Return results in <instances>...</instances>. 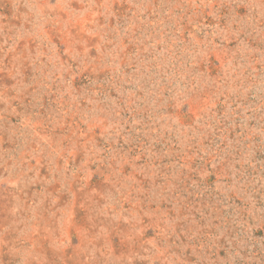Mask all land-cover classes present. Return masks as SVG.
Instances as JSON below:
<instances>
[{
	"label": "rangeland",
	"instance_id": "obj_1",
	"mask_svg": "<svg viewBox=\"0 0 264 264\" xmlns=\"http://www.w3.org/2000/svg\"><path fill=\"white\" fill-rule=\"evenodd\" d=\"M0 264H264V0H0Z\"/></svg>",
	"mask_w": 264,
	"mask_h": 264
}]
</instances>
